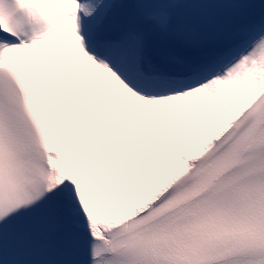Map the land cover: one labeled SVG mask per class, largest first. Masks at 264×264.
Wrapping results in <instances>:
<instances>
[{
	"label": "snow or ice",
	"instance_id": "1",
	"mask_svg": "<svg viewBox=\"0 0 264 264\" xmlns=\"http://www.w3.org/2000/svg\"><path fill=\"white\" fill-rule=\"evenodd\" d=\"M0 264H264V0H0Z\"/></svg>",
	"mask_w": 264,
	"mask_h": 264
}]
</instances>
